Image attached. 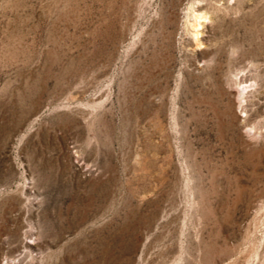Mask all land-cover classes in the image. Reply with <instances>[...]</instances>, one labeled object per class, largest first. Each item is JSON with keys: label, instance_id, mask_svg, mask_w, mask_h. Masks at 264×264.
Returning <instances> with one entry per match:
<instances>
[{"label": "rangeland", "instance_id": "obj_1", "mask_svg": "<svg viewBox=\"0 0 264 264\" xmlns=\"http://www.w3.org/2000/svg\"><path fill=\"white\" fill-rule=\"evenodd\" d=\"M8 262L264 264V0H0Z\"/></svg>", "mask_w": 264, "mask_h": 264}, {"label": "bare ground", "instance_id": "obj_2", "mask_svg": "<svg viewBox=\"0 0 264 264\" xmlns=\"http://www.w3.org/2000/svg\"><path fill=\"white\" fill-rule=\"evenodd\" d=\"M200 2V1H199ZM195 12H196V10H195ZM202 12V11H201ZM200 13V12H199ZM203 13V12H202ZM196 14H198V12H196ZM207 14V13H206ZM195 15V14H194ZM204 15V14H203ZM206 16V15H205ZM201 16L200 15H198V16H196L195 18H200ZM203 18V17H202ZM192 19H193V17H192ZM201 19V18H200ZM194 20V19H193ZM199 20V19H198ZM193 22H195V21H193ZM196 22H197V20H196ZM200 22H201V20H200ZM206 22V21H205ZM198 23V22H197ZM190 24V23H189ZM192 25H194L193 23H192ZM196 25V24H195ZM194 25V26H195ZM197 26H198V24H197ZM198 28H200V27H198ZM194 29V28H193ZM198 30V29H197ZM230 31V30H229ZM234 31V30H233ZM199 32V30L198 31H196L195 33H198ZM200 32H201V30H200ZM193 34V33H192ZM232 34V33H231ZM234 34V33H233ZM196 35V34H195ZM202 35V34H201ZM200 36V35H199ZM197 38V36L194 38V39H196ZM198 38H200V37H198ZM235 38V37H234ZM201 39V38H200ZM200 39H198L199 41H200ZM231 39V38H230ZM231 41V40H230ZM237 41V40H236ZM202 42V41H201ZM226 42V41H225ZM196 44H197V41L195 42ZM194 43V44H195ZM237 43V42H236ZM200 44V43H199ZM199 44H197V45H199ZM202 46V45H201ZM26 247H27V245H26ZM30 253V252H29ZM32 253V252H31ZM8 258V257H7ZM6 258V259H7ZM183 259V258H182ZM16 263V262H15ZM21 263V262H20ZM20 263H18V264H20ZM7 264H9V262L7 263Z\"/></svg>", "mask_w": 264, "mask_h": 264}]
</instances>
